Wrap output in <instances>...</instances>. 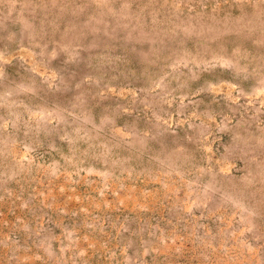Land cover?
Returning a JSON list of instances; mask_svg holds the SVG:
<instances>
[{"label": "rangeland", "instance_id": "rangeland-1", "mask_svg": "<svg viewBox=\"0 0 264 264\" xmlns=\"http://www.w3.org/2000/svg\"><path fill=\"white\" fill-rule=\"evenodd\" d=\"M0 264H264V0H0Z\"/></svg>", "mask_w": 264, "mask_h": 264}]
</instances>
